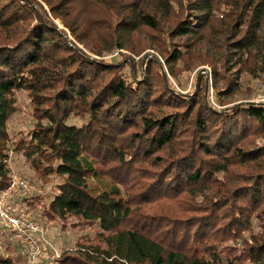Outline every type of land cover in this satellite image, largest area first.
I'll return each instance as SVG.
<instances>
[{
	"label": "trees",
	"instance_id": "obj_1",
	"mask_svg": "<svg viewBox=\"0 0 264 264\" xmlns=\"http://www.w3.org/2000/svg\"><path fill=\"white\" fill-rule=\"evenodd\" d=\"M41 2L0 0V189L9 153L22 150L41 184L59 180L41 217L62 229L71 219L99 226L94 245L76 242L55 264H264V103L217 108L206 84L174 89L172 63L193 56L186 41L159 42L170 72L150 57L131 80L126 57L109 62L78 47L135 50L130 37L171 20L172 35L221 48L220 66L250 68L264 47V0ZM19 90L35 124L10 149ZM38 199L23 202L32 209ZM16 246L0 264H25Z\"/></svg>",
	"mask_w": 264,
	"mask_h": 264
},
{
	"label": "rangeland",
	"instance_id": "obj_2",
	"mask_svg": "<svg viewBox=\"0 0 264 264\" xmlns=\"http://www.w3.org/2000/svg\"><path fill=\"white\" fill-rule=\"evenodd\" d=\"M38 1L41 2V0ZM43 6L45 7L44 4ZM115 22L116 18L113 17L112 23L115 24ZM55 23L60 29L65 30L67 36L71 38L70 32L62 26L59 20H55ZM170 23L171 20H167L161 25L160 30L149 33L146 30H141L139 33L130 37L127 41V46L135 50L125 48L103 53L101 56H98L91 53L88 48L81 44H78V47L92 57L102 58L109 62H117L123 57H126L128 62L124 65L123 73L128 80H131L133 75L137 78L139 77L140 73L143 72L146 60L150 57H155L164 65V69L170 72L169 65L165 62L166 50L162 49L159 42L164 41L166 45H171L172 47L171 43H176L177 45L186 41L187 48H190L193 52L190 62L187 64L181 59L180 61L172 63V67L171 65L170 67L175 75L171 73L168 75L170 84L177 91L184 94L200 93L202 86L206 84V87H208V100L217 108L222 107L220 105L221 103H226L228 106L237 103H252L257 95L264 91V47H259L258 50H255L259 57L256 59L255 64H251L250 68L239 69L238 66L227 63L228 68L226 69L225 66H220L223 62V51L221 48L213 47L204 41L198 42L194 38L186 39L179 35H172L169 33L171 30ZM262 28L264 35V25ZM218 38L219 43H221L223 36ZM124 39L121 41H124ZM142 59L144 61L141 65L140 61ZM206 60L216 65L217 74L214 73L212 64L206 63ZM13 97L15 99V111L7 121L10 149L14 147V141L19 137L27 138L29 131L35 124L27 93L22 90L15 91ZM69 122L80 125L84 120L72 117ZM256 141L258 145L263 144L260 139ZM8 162L11 173L27 177L39 190V199L31 209L33 212L32 215L34 220L43 229L45 241L51 244V247L47 246L45 248L44 246L47 243H40V254L36 264H55V259L59 256L60 252L73 250L76 242L91 245L96 243L95 240L93 241V238L100 232L97 224L73 227L72 223L75 220L71 219L67 221L65 228L62 229L60 221L50 222L41 217L40 206L43 203H47L58 192L55 184L59 180H53L51 177L49 182L41 184L40 180L32 175L31 161L23 154L22 150L18 152L11 151ZM258 230L259 226L256 220H254L251 231L252 233H256ZM228 244L232 245L233 242ZM16 245L8 234L0 233V253L8 254L14 252L18 256V248ZM44 248L45 251H43Z\"/></svg>",
	"mask_w": 264,
	"mask_h": 264
},
{
	"label": "built area",
	"instance_id": "obj_3",
	"mask_svg": "<svg viewBox=\"0 0 264 264\" xmlns=\"http://www.w3.org/2000/svg\"><path fill=\"white\" fill-rule=\"evenodd\" d=\"M252 103H264V91ZM38 191L30 179L11 172L7 186L0 189V233L8 234L19 245L25 264H36L40 243H47L43 229L34 220L31 208L23 202V199L38 195ZM47 246L51 247V244L47 243L44 247Z\"/></svg>",
	"mask_w": 264,
	"mask_h": 264
}]
</instances>
